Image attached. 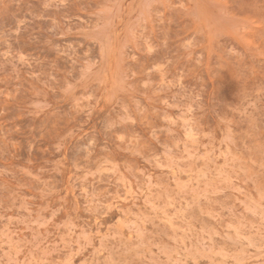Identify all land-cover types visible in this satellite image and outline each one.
I'll use <instances>...</instances> for the list:
<instances>
[{
    "label": "rangeland",
    "instance_id": "rangeland-1",
    "mask_svg": "<svg viewBox=\"0 0 264 264\" xmlns=\"http://www.w3.org/2000/svg\"><path fill=\"white\" fill-rule=\"evenodd\" d=\"M0 264H264V0H0Z\"/></svg>",
    "mask_w": 264,
    "mask_h": 264
}]
</instances>
